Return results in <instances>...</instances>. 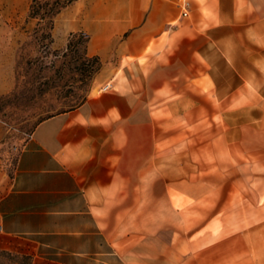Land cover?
<instances>
[{
    "label": "crops",
    "instance_id": "crops-1",
    "mask_svg": "<svg viewBox=\"0 0 264 264\" xmlns=\"http://www.w3.org/2000/svg\"><path fill=\"white\" fill-rule=\"evenodd\" d=\"M72 33L109 76L13 164L0 119V251L264 264V0H76L52 27Z\"/></svg>",
    "mask_w": 264,
    "mask_h": 264
},
{
    "label": "rangeland",
    "instance_id": "rangeland-1",
    "mask_svg": "<svg viewBox=\"0 0 264 264\" xmlns=\"http://www.w3.org/2000/svg\"><path fill=\"white\" fill-rule=\"evenodd\" d=\"M31 2L0 0V80L5 78L10 86L0 94V119L8 128V148H13L11 164L15 148L41 119L77 106L109 76L97 58L86 54V34L72 33L59 45L46 21L29 17ZM0 264H30V260L0 251Z\"/></svg>",
    "mask_w": 264,
    "mask_h": 264
},
{
    "label": "trees",
    "instance_id": "trees-1",
    "mask_svg": "<svg viewBox=\"0 0 264 264\" xmlns=\"http://www.w3.org/2000/svg\"><path fill=\"white\" fill-rule=\"evenodd\" d=\"M74 1H76V0H54L51 2L49 0H46L44 2H41L39 0H32L31 5H30L29 17L38 18V20H40V22L46 21L48 30H51L53 27L54 18L56 17V15L60 12L61 9L70 5ZM45 34L47 36L50 35L49 32H47ZM71 108H73V107H71ZM71 108H69V109H71ZM66 110H68V109H66ZM62 111H65V110H62ZM62 111H58V112H62ZM58 112H56V113H58ZM48 116H50V115H48ZM48 116H46V117H48Z\"/></svg>",
    "mask_w": 264,
    "mask_h": 264
},
{
    "label": "built area",
    "instance_id": "built-area-1",
    "mask_svg": "<svg viewBox=\"0 0 264 264\" xmlns=\"http://www.w3.org/2000/svg\"><path fill=\"white\" fill-rule=\"evenodd\" d=\"M185 6H187V3H185ZM183 15H186L187 14V11L186 9H184ZM108 87V85H105V87L103 89H106ZM2 230V217H1V214H0V231Z\"/></svg>",
    "mask_w": 264,
    "mask_h": 264
}]
</instances>
